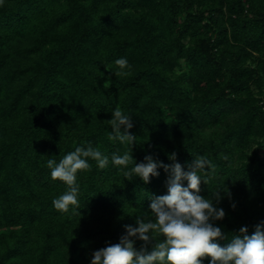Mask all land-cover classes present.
<instances>
[{
	"label": "trees",
	"instance_id": "1",
	"mask_svg": "<svg viewBox=\"0 0 264 264\" xmlns=\"http://www.w3.org/2000/svg\"><path fill=\"white\" fill-rule=\"evenodd\" d=\"M121 57L131 67L116 77ZM117 106L132 115L135 163L171 164L175 152L185 171L200 155L216 165L199 194L221 191L226 216L214 224L225 236L264 222V0H4L0 264H31L33 242L37 264H91L81 223H101L83 227L102 247L118 243L125 225L137 226L124 209L150 214L151 196L167 194L163 168L145 184L111 164L131 151L108 138ZM89 143L109 165L89 159L77 174L79 211L61 213L52 201L67 186L47 160Z\"/></svg>",
	"mask_w": 264,
	"mask_h": 264
},
{
	"label": "clouds",
	"instance_id": "2",
	"mask_svg": "<svg viewBox=\"0 0 264 264\" xmlns=\"http://www.w3.org/2000/svg\"><path fill=\"white\" fill-rule=\"evenodd\" d=\"M3 3L4 0H0V5ZM114 63L117 66L113 73L116 77L128 75L126 70H130L131 66L126 58H118ZM108 81L105 88L109 87ZM108 123L112 129L109 140L131 147V151H125L122 155H111L113 167L126 180L139 177L145 184L150 182L151 177H158V169L163 168L168 174L165 181L167 194L152 195L150 215L144 214L143 218L138 216L136 227L125 225L126 234L120 237L118 243H109L94 251L91 264H204L205 259L208 264H264V222L256 225L251 235L247 234L245 226L229 239L214 224L226 216L224 209L216 206L223 199L221 191L213 192L211 199L199 194L201 183L208 185L216 172V165L200 155L188 164L185 171L177 162L175 152L168 157L173 161L171 164L155 160L151 155L145 156L146 162L135 163L132 147L137 137L129 131L134 126L132 115L117 106ZM89 159L95 161L100 169L109 165V157L90 143L86 147L75 146L74 151L65 154L58 163L54 159L47 160L51 178L67 186V191L52 201L57 211L68 213L70 206L73 214L79 211L77 174L91 170ZM184 181H187V186ZM223 192L230 198L228 190ZM231 206L233 209L236 207L235 204ZM137 240L143 242L139 249L134 246ZM219 240L228 242L221 246L217 242Z\"/></svg>",
	"mask_w": 264,
	"mask_h": 264
},
{
	"label": "rangeland",
	"instance_id": "3",
	"mask_svg": "<svg viewBox=\"0 0 264 264\" xmlns=\"http://www.w3.org/2000/svg\"><path fill=\"white\" fill-rule=\"evenodd\" d=\"M209 133V132H208ZM125 211H124V215L125 216H129V217H133L134 218V220H135V222H136V220H137V217L139 216L140 218H143V216H144V213H139V212H137L136 211V209H133V208H128V207H126L125 209H124ZM148 215H150V214H148ZM98 222V221H97ZM82 225L80 226V230L78 231V233H77V238L81 241V242H83L85 239L87 240V238L90 240V238H92V240H90V242H91V244H92V247H91V249H90V251L92 252H94V251H96V250H99V249H101V248H103L102 246H101V241H100V236H98V240H97V235H93L92 237H91V234H89V233H87V230H86V226H91V227H96V226H100V224L101 223H96V221L95 220H92V219H89V221H87L86 223H81ZM83 225H86L85 227H83ZM88 232H92L91 230H89ZM8 240V239H7ZM143 242L142 241H139V240H137L136 241V243H135V245L134 246H136V244H138V245H141ZM3 245H4V243H2V241H0V252H2V250L4 249V247H3ZM29 257H27L26 259L31 263V264H37V251H38V245L36 244V243H32V245H29Z\"/></svg>",
	"mask_w": 264,
	"mask_h": 264
}]
</instances>
